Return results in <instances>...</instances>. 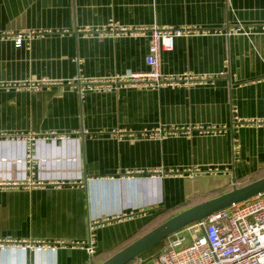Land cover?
Listing matches in <instances>:
<instances>
[{"label":"crops","instance_id":"obj_1","mask_svg":"<svg viewBox=\"0 0 264 264\" xmlns=\"http://www.w3.org/2000/svg\"><path fill=\"white\" fill-rule=\"evenodd\" d=\"M111 22L208 31L177 37L161 71L216 80L81 92L78 77L149 69V37L95 31ZM237 24L264 25V0H0V83L63 81L0 88V238L68 243L6 247L0 264H100L179 212L264 177V124L232 127L235 115L264 118V33L228 35ZM32 31L42 34L16 46L17 34ZM189 125L228 129L140 135ZM196 167L225 172L190 175ZM106 219L93 259L71 246L88 237L90 221Z\"/></svg>","mask_w":264,"mask_h":264},{"label":"built area","instance_id":"obj_2","mask_svg":"<svg viewBox=\"0 0 264 264\" xmlns=\"http://www.w3.org/2000/svg\"><path fill=\"white\" fill-rule=\"evenodd\" d=\"M101 35L107 33L128 34L131 36L149 37V53L146 63L149 69L137 71L125 75L116 74L106 77L82 78L78 77L80 91L111 88L124 86L160 88L166 86L191 87L196 84L215 81L216 75L183 73L180 75L164 74L161 71V54L163 51H172L175 47L177 37H188L197 33L208 31L188 25H150L139 27H124L114 22L109 28L96 29ZM85 33L93 32L92 29L84 30ZM264 33V25L259 29L242 24L230 25L227 29L228 35L242 34L250 36L254 33ZM42 32L19 33L15 36L16 46L20 47L24 41L40 35ZM227 63V61H226ZM223 73V72H222ZM220 73V74H222ZM69 83L74 81L69 80ZM63 81H51L41 79L14 84L0 83V88H32L40 89ZM262 125L264 118L246 121L238 115L234 116L233 126L243 127L246 125ZM227 127L189 125L186 127H155L146 129L140 133L143 137L163 139L172 135L185 134L191 136L197 130L203 134H219L227 131ZM130 137H137V133H129ZM34 137L30 139L33 141ZM225 172L217 167L201 169L196 167L189 171L190 175H213ZM111 220L90 221L88 237L81 242H73L71 246L86 249L93 259L96 249V230L109 223ZM65 241H16L13 239L0 238V249L6 247H23L35 249H59L67 247ZM137 264H264V192L257 194L247 200L233 204L227 208L220 209L199 222L175 232L166 238L159 253L152 259L140 255L136 258Z\"/></svg>","mask_w":264,"mask_h":264},{"label":"water","instance_id":"obj_3","mask_svg":"<svg viewBox=\"0 0 264 264\" xmlns=\"http://www.w3.org/2000/svg\"><path fill=\"white\" fill-rule=\"evenodd\" d=\"M235 181L236 178L234 176L231 178L228 177L227 182L213 187L211 191L225 189L231 182L234 184ZM263 192L264 177L244 186L238 187L234 185L231 190L191 206L190 208H187L167 219L100 264H129L152 247L160 244L163 240L175 232L189 226L190 224L203 220L220 209L227 208Z\"/></svg>","mask_w":264,"mask_h":264},{"label":"rangeland","instance_id":"obj_4","mask_svg":"<svg viewBox=\"0 0 264 264\" xmlns=\"http://www.w3.org/2000/svg\"><path fill=\"white\" fill-rule=\"evenodd\" d=\"M161 244H162V243H161ZM158 247H160V244H158V245H156V246L152 247L151 249H158V250H159V248H158ZM151 249H149L148 251H150ZM158 250H157V253L159 252ZM157 253H156V254H157Z\"/></svg>","mask_w":264,"mask_h":264},{"label":"trees","instance_id":"obj_5","mask_svg":"<svg viewBox=\"0 0 264 264\" xmlns=\"http://www.w3.org/2000/svg\"><path fill=\"white\" fill-rule=\"evenodd\" d=\"M163 242H164V240H163L161 243H163ZM135 260H136V259H135ZM135 260H133V261H135ZM133 261H132V262H133ZM132 262H130L129 264H131Z\"/></svg>","mask_w":264,"mask_h":264}]
</instances>
